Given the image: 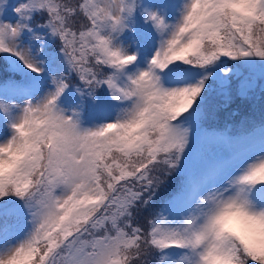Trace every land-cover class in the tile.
<instances>
[{"label":"snow or ice","instance_id":"1","mask_svg":"<svg viewBox=\"0 0 264 264\" xmlns=\"http://www.w3.org/2000/svg\"><path fill=\"white\" fill-rule=\"evenodd\" d=\"M257 88L264 0H0V264H264Z\"/></svg>","mask_w":264,"mask_h":264},{"label":"rangeland","instance_id":"2","mask_svg":"<svg viewBox=\"0 0 264 264\" xmlns=\"http://www.w3.org/2000/svg\"><path fill=\"white\" fill-rule=\"evenodd\" d=\"M236 97L240 98L239 100H237V102H236ZM231 100L234 102V104L228 103L227 107L224 108V110H221L222 111L221 114H220V111H218V110H216L215 112H212L210 110L211 114H210L208 120L211 122H214V120L217 118H223V120H225L226 114H224V111H228L231 114H235L238 112H242L243 110L249 116V121L246 123H243L246 126H248L249 122H251V121L259 122L262 118H264V94L261 93L259 88H257L256 91L254 92V94H252L248 98L240 97L239 95L236 94L235 90H233ZM234 119H235V117L227 118L226 120L234 122L235 121ZM216 122H219V120H216ZM239 124L240 123L236 122L233 128H236L237 126H239ZM174 180H176V179L175 178L173 179L172 185L174 183H176V182H174Z\"/></svg>","mask_w":264,"mask_h":264},{"label":"trees","instance_id":"3","mask_svg":"<svg viewBox=\"0 0 264 264\" xmlns=\"http://www.w3.org/2000/svg\"><path fill=\"white\" fill-rule=\"evenodd\" d=\"M239 99L240 98L236 97V102ZM228 103L229 104H234V102L232 100H230ZM228 103H224L222 98H220L219 96L213 95L209 99V109L212 112H215L216 110H218V111H220V114H221L222 113L221 110H224V108L227 107ZM243 111L235 113V114H231L228 111H224V114H226V116H225L226 119L235 117V119H234L235 121L231 122L229 120H226L225 118H224L225 120H223V118H217V119L214 120V122H211V121L208 120L206 126H208L210 128H224L225 126H227L229 128H232L233 130H236L238 127H240L242 125L246 126L243 123H246V122L249 121V116L247 115V113L245 111L244 112ZM216 120H219V122H216ZM236 122H238L240 124L236 128H233ZM174 182H176V180H174ZM174 185H175V183L173 185H170L169 190H171V187H173Z\"/></svg>","mask_w":264,"mask_h":264}]
</instances>
